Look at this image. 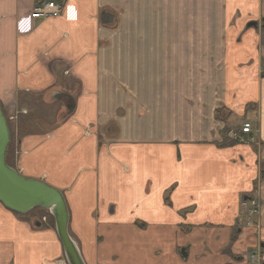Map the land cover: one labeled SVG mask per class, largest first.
I'll return each mask as SVG.
<instances>
[{
  "label": "crops",
  "instance_id": "0c3cea01",
  "mask_svg": "<svg viewBox=\"0 0 264 264\" xmlns=\"http://www.w3.org/2000/svg\"><path fill=\"white\" fill-rule=\"evenodd\" d=\"M41 1L0 0V107L10 140L15 108L44 113L20 171L63 193L83 263H231L240 199L264 204L262 0H53L35 19ZM0 264L67 262L54 226L0 203Z\"/></svg>",
  "mask_w": 264,
  "mask_h": 264
},
{
  "label": "water",
  "instance_id": "95a60500",
  "mask_svg": "<svg viewBox=\"0 0 264 264\" xmlns=\"http://www.w3.org/2000/svg\"><path fill=\"white\" fill-rule=\"evenodd\" d=\"M108 18L101 17V19ZM65 95L59 93L55 99ZM67 112L73 110V100L66 105ZM10 142L7 120L0 107V203L16 213H27L34 208L46 209L53 217L56 234L62 244L67 264H84L76 242L68 233V210L63 193L42 180L28 178L6 162ZM39 226V222H36Z\"/></svg>",
  "mask_w": 264,
  "mask_h": 264
},
{
  "label": "flooded vegetation",
  "instance_id": "af4514ba",
  "mask_svg": "<svg viewBox=\"0 0 264 264\" xmlns=\"http://www.w3.org/2000/svg\"><path fill=\"white\" fill-rule=\"evenodd\" d=\"M262 2V16L259 20H249L248 27L257 28L261 25L260 27L264 29V0ZM243 202L247 205H242ZM240 208L241 215L237 218L232 239V246L236 252L230 255L229 264H264V232L260 222V217L264 213V204H261L258 193L253 192L240 199Z\"/></svg>",
  "mask_w": 264,
  "mask_h": 264
},
{
  "label": "rangeland",
  "instance_id": "374dc122",
  "mask_svg": "<svg viewBox=\"0 0 264 264\" xmlns=\"http://www.w3.org/2000/svg\"><path fill=\"white\" fill-rule=\"evenodd\" d=\"M32 112L30 113V115L27 114L25 109H17L15 108L13 110V115H10L8 117V121L9 124L11 126L12 129V137H11V142H9V148H8V156H7V162L8 165H10L11 167H13L15 170H17L19 173H21V165H20V160H21V148L19 146V135L21 133L20 130L23 128V126H25L27 124V118L31 117V119L35 120L36 118L39 117V115L43 116L44 113H42V111H38L37 108H34L31 110ZM41 112V113H40ZM247 118L249 120H253L254 121V113L251 110L247 111ZM33 120V121H34ZM12 121V122H10ZM239 125V119L235 118L231 121V126L232 127H237ZM36 126V123H35ZM23 131V130H22ZM27 216H31V218H37L39 219L41 222L43 221L44 223H46L48 221L47 219V210L46 209H42V208H34L33 210H30L28 213H26Z\"/></svg>",
  "mask_w": 264,
  "mask_h": 264
},
{
  "label": "built area",
  "instance_id": "2783aa9c",
  "mask_svg": "<svg viewBox=\"0 0 264 264\" xmlns=\"http://www.w3.org/2000/svg\"><path fill=\"white\" fill-rule=\"evenodd\" d=\"M63 7V2H55L53 0L43 1L32 8L31 16L35 19H45L47 17L58 14ZM252 124L244 121L241 124L240 131L242 134H250L252 132ZM246 206L247 203L243 202Z\"/></svg>",
  "mask_w": 264,
  "mask_h": 264
},
{
  "label": "trees",
  "instance_id": "16d2710c",
  "mask_svg": "<svg viewBox=\"0 0 264 264\" xmlns=\"http://www.w3.org/2000/svg\"><path fill=\"white\" fill-rule=\"evenodd\" d=\"M48 1V0H47ZM41 2H43V1H41ZM41 2H39V3H41ZM38 3V4H39ZM227 132H228V129H225L224 130V132H223V140H222V142H220V143H218V145H220V146H224V145H226V144H235V141H233L232 139H229L227 136H225L226 134H227ZM16 213V212H15ZM28 213V212H27ZM16 214H19V213H16ZM22 215H26L27 216V214L26 213H24V214H22ZM47 219H48V222H49V224L51 225V226H54V221H53V217L47 212Z\"/></svg>",
  "mask_w": 264,
  "mask_h": 264
}]
</instances>
